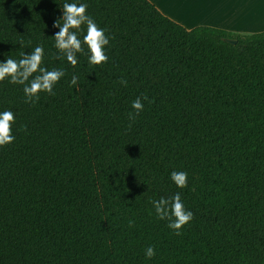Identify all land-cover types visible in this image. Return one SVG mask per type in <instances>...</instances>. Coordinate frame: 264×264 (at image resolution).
<instances>
[{"label": "trees", "instance_id": "1", "mask_svg": "<svg viewBox=\"0 0 264 264\" xmlns=\"http://www.w3.org/2000/svg\"><path fill=\"white\" fill-rule=\"evenodd\" d=\"M65 2L106 30L107 64L86 45L75 67L59 58ZM38 45L66 75L35 104L0 82L16 117L0 148V264H264V32L187 29L149 0H0V62ZM176 193L194 213L181 235L151 203Z\"/></svg>", "mask_w": 264, "mask_h": 264}, {"label": "clouds", "instance_id": "2", "mask_svg": "<svg viewBox=\"0 0 264 264\" xmlns=\"http://www.w3.org/2000/svg\"><path fill=\"white\" fill-rule=\"evenodd\" d=\"M88 5L83 2H65L62 6L63 15L53 23L54 28L59 31L54 35L55 47L59 51V58H66L73 67L79 63L78 54H85V45L88 49V63L94 66H102L108 63V55L105 47L109 45V37L106 30L100 28L96 21L88 14ZM63 23H60V20ZM86 25V34L81 39L78 35ZM114 38V37H113ZM45 49L38 45L30 54L21 53V59L15 60L11 57L0 62V82L8 80L12 84L24 85L23 92L25 103L35 104L40 99L41 93L55 95L54 87L66 75L64 69L49 70L44 67ZM125 86L127 81H121ZM78 77L74 74L70 84L76 85ZM148 97L144 96L143 100ZM134 112L129 113V119L144 110L142 99L138 97L131 105ZM16 123L15 114L11 110L0 112V148L15 142L12 126ZM188 174L184 171H172L171 180L179 188L187 187ZM155 208L156 216L160 220L167 219L168 227L176 235H181V229L189 224L194 213L187 210L179 193L170 198L161 197L159 200L151 201ZM134 226V221H129V227ZM156 249L148 246L145 249V256L148 259L154 258Z\"/></svg>", "mask_w": 264, "mask_h": 264}, {"label": "crops", "instance_id": "3", "mask_svg": "<svg viewBox=\"0 0 264 264\" xmlns=\"http://www.w3.org/2000/svg\"><path fill=\"white\" fill-rule=\"evenodd\" d=\"M164 16L181 26L191 29L208 26L218 20H236L237 12L233 3L226 0H149ZM218 29V28H217ZM220 29V28H219ZM223 30V29H221ZM225 31V30H224Z\"/></svg>", "mask_w": 264, "mask_h": 264}, {"label": "rangeland", "instance_id": "4", "mask_svg": "<svg viewBox=\"0 0 264 264\" xmlns=\"http://www.w3.org/2000/svg\"><path fill=\"white\" fill-rule=\"evenodd\" d=\"M231 3L236 8L237 19L218 20L219 24L208 27L223 29L238 38L264 32V0H235Z\"/></svg>", "mask_w": 264, "mask_h": 264}, {"label": "water", "instance_id": "5", "mask_svg": "<svg viewBox=\"0 0 264 264\" xmlns=\"http://www.w3.org/2000/svg\"><path fill=\"white\" fill-rule=\"evenodd\" d=\"M228 44L235 45L236 41L235 40H225Z\"/></svg>", "mask_w": 264, "mask_h": 264}]
</instances>
